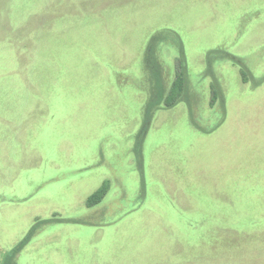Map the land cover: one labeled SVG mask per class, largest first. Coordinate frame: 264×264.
<instances>
[{
  "label": "rangeland",
  "instance_id": "374dc122",
  "mask_svg": "<svg viewBox=\"0 0 264 264\" xmlns=\"http://www.w3.org/2000/svg\"><path fill=\"white\" fill-rule=\"evenodd\" d=\"M0 264H264V0H0Z\"/></svg>",
  "mask_w": 264,
  "mask_h": 264
},
{
  "label": "trees",
  "instance_id": "16d2710c",
  "mask_svg": "<svg viewBox=\"0 0 264 264\" xmlns=\"http://www.w3.org/2000/svg\"><path fill=\"white\" fill-rule=\"evenodd\" d=\"M150 44L151 45L153 44V40H150ZM236 61L240 63L238 59ZM146 65L150 69V75L155 78V88H156L155 96L156 97L153 100H151L146 106L144 123L150 120V117L152 115L151 113L155 105H158L159 103L163 102V105L166 108H171L182 100L187 101V93H188V73H187V66H186V58L183 52H181V55L178 57L175 77L172 81L170 88L168 89L167 93L164 96H163L162 85L158 78L159 71H158L157 63H155L154 60H152V62H149L147 59ZM241 72L243 73V75H245L247 72V69L245 67H242ZM211 89H212L211 102L214 103V101L221 95V90L219 89V86L217 83H213ZM145 128L146 126H143L142 131L139 133L140 140L138 142V146L136 147L137 154H140V151H141V146H142L141 141L143 139ZM108 189H109V182L105 180L92 194H90L87 197L86 199L87 207H92L100 203L103 200V198L106 196ZM61 221L62 219L53 218V219H44L40 222L52 223V222H61ZM36 225L37 224H34L32 226V228L26 234L24 239L20 243H18L17 246L14 248L15 250L27 244L31 236L34 234Z\"/></svg>",
  "mask_w": 264,
  "mask_h": 264
}]
</instances>
